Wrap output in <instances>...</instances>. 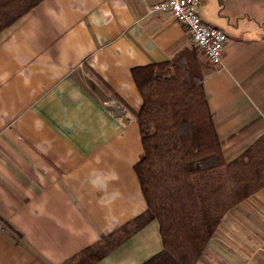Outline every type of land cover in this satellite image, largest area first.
Here are the masks:
<instances>
[{"label": "crops", "instance_id": "crops-1", "mask_svg": "<svg viewBox=\"0 0 264 264\" xmlns=\"http://www.w3.org/2000/svg\"><path fill=\"white\" fill-rule=\"evenodd\" d=\"M159 1L42 0L0 32V264H63L145 211L130 69L193 48L151 12ZM198 1L226 36L219 66L197 58L230 161L264 133V0ZM160 251L151 221L96 264ZM195 264H264V187L224 214Z\"/></svg>", "mask_w": 264, "mask_h": 264}, {"label": "trees", "instance_id": "trees-1", "mask_svg": "<svg viewBox=\"0 0 264 264\" xmlns=\"http://www.w3.org/2000/svg\"><path fill=\"white\" fill-rule=\"evenodd\" d=\"M41 1L0 0V32ZM198 53L130 69L141 98L133 172L146 209L63 264H96L151 221L161 251L143 264H195L224 214L264 187V133L234 159L222 156Z\"/></svg>", "mask_w": 264, "mask_h": 264}, {"label": "built area", "instance_id": "built-area-1", "mask_svg": "<svg viewBox=\"0 0 264 264\" xmlns=\"http://www.w3.org/2000/svg\"><path fill=\"white\" fill-rule=\"evenodd\" d=\"M198 6V0H161L153 4L150 10L170 14L185 28L193 47L202 53L209 63L219 66L226 36L221 30L200 20ZM125 121L128 122L129 118Z\"/></svg>", "mask_w": 264, "mask_h": 264}, {"label": "rangeland", "instance_id": "rangeland-1", "mask_svg": "<svg viewBox=\"0 0 264 264\" xmlns=\"http://www.w3.org/2000/svg\"><path fill=\"white\" fill-rule=\"evenodd\" d=\"M203 59V57L201 56V60Z\"/></svg>", "mask_w": 264, "mask_h": 264}]
</instances>
